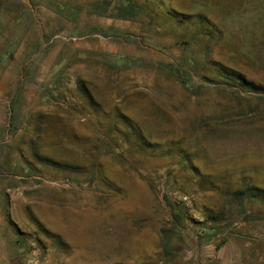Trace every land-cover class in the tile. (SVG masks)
I'll return each instance as SVG.
<instances>
[{"label": "rangeland", "instance_id": "rangeland-1", "mask_svg": "<svg viewBox=\"0 0 264 264\" xmlns=\"http://www.w3.org/2000/svg\"><path fill=\"white\" fill-rule=\"evenodd\" d=\"M251 187L264 0H0V264H264Z\"/></svg>", "mask_w": 264, "mask_h": 264}, {"label": "trees", "instance_id": "trees-1", "mask_svg": "<svg viewBox=\"0 0 264 264\" xmlns=\"http://www.w3.org/2000/svg\"><path fill=\"white\" fill-rule=\"evenodd\" d=\"M238 194V191H236ZM241 193V197L242 198H246V197H255V196H262V198H264V189H259V188H255V187H251L248 190H245L244 192L240 191ZM175 216V215H174ZM210 229V228H208Z\"/></svg>", "mask_w": 264, "mask_h": 264}]
</instances>
